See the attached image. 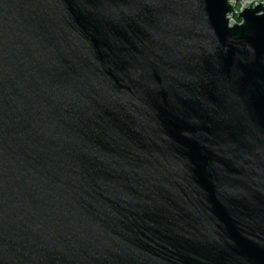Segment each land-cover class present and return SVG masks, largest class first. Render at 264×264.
Masks as SVG:
<instances>
[{
	"label": "water",
	"instance_id": "95a60500",
	"mask_svg": "<svg viewBox=\"0 0 264 264\" xmlns=\"http://www.w3.org/2000/svg\"><path fill=\"white\" fill-rule=\"evenodd\" d=\"M263 1L0 0V264H264Z\"/></svg>",
	"mask_w": 264,
	"mask_h": 264
},
{
	"label": "built area",
	"instance_id": "2783aa9c",
	"mask_svg": "<svg viewBox=\"0 0 264 264\" xmlns=\"http://www.w3.org/2000/svg\"><path fill=\"white\" fill-rule=\"evenodd\" d=\"M247 2H250V0H246ZM263 3H264V1H263ZM245 5V2H242L241 4H238V5H236L235 6V11L236 12H240L241 11V7L242 6H244ZM237 6H239V7H237ZM231 18H232V20L235 22V23H238V24H240V20H238L239 22H236L235 20H234V18H236L235 16H230ZM237 19V18H236Z\"/></svg>",
	"mask_w": 264,
	"mask_h": 264
},
{
	"label": "trees",
	"instance_id": "16d2710c",
	"mask_svg": "<svg viewBox=\"0 0 264 264\" xmlns=\"http://www.w3.org/2000/svg\"><path fill=\"white\" fill-rule=\"evenodd\" d=\"M234 20H235L236 22H239L238 19H236V18H234Z\"/></svg>",
	"mask_w": 264,
	"mask_h": 264
},
{
	"label": "rangeland",
	"instance_id": "374dc122",
	"mask_svg": "<svg viewBox=\"0 0 264 264\" xmlns=\"http://www.w3.org/2000/svg\"><path fill=\"white\" fill-rule=\"evenodd\" d=\"M237 7H239V6H237Z\"/></svg>",
	"mask_w": 264,
	"mask_h": 264
}]
</instances>
